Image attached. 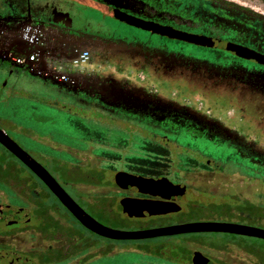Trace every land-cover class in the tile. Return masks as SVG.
Listing matches in <instances>:
<instances>
[{"label":"flooded vegetation","instance_id":"af4514ba","mask_svg":"<svg viewBox=\"0 0 264 264\" xmlns=\"http://www.w3.org/2000/svg\"><path fill=\"white\" fill-rule=\"evenodd\" d=\"M21 26L28 29L27 39L21 36ZM34 47L45 49L55 62L70 61L87 49L93 66L59 81L36 58L27 64L14 62L19 51ZM124 53L183 67L195 84L231 96L246 107L250 115L245 117H264L261 14L224 0H0V89L10 80H24L57 98L70 100L78 110L94 109L104 114L95 119L98 122H129L136 129L125 133L145 139L141 146L145 158L134 164L128 160L118 162L107 178L105 169L97 164L117 155L109 154L107 149L92 154L87 149L58 144L66 158L38 153L59 170L60 176H56L0 129L39 162L77 203L78 199L93 205L115 201L123 214V198L163 200L174 202L179 209L170 213L181 215L197 204L196 198L184 200L192 186H203L202 192L229 196L237 205L221 203L220 210H227L216 212L215 204L205 200L199 206L206 216L161 225L220 221L264 229V149L235 135L225 122L210 118L238 115L198 113L110 87L106 74L95 65ZM35 98L40 103L57 104L53 99ZM143 124L151 128L146 135L139 130ZM98 138L99 144L108 149L132 142L112 144L102 136ZM0 156L1 167L7 172L0 176V264L88 263L94 249L90 241L83 240L79 246L80 233L74 222L80 223L39 177L1 144ZM118 172L123 179L166 178L178 187L156 194L132 190L117 184ZM213 185L219 190L212 191ZM201 233H207V240L195 237L187 241L182 262L194 264L193 254L200 251L207 261L196 264H264V238Z\"/></svg>","mask_w":264,"mask_h":264},{"label":"rangeland","instance_id":"374dc122","mask_svg":"<svg viewBox=\"0 0 264 264\" xmlns=\"http://www.w3.org/2000/svg\"><path fill=\"white\" fill-rule=\"evenodd\" d=\"M224 1L264 16V0ZM124 54L121 56L111 54L108 60L98 61L95 65V68L101 69L106 74L108 79L106 83L110 87L122 88L145 97L189 107L198 113L238 115V117L210 118L220 124L225 122L228 125L227 129L236 133L235 135L264 149V117H245L250 115L246 107L238 104L231 96L228 98L223 93L205 88L199 83L195 84L189 78L188 73L190 72L183 67L158 64L141 55ZM2 78L3 76L0 75V82ZM35 97H44L47 99L45 101L53 99L57 104L40 103ZM98 117L105 116L94 109L78 110L70 100L60 96L57 98L50 91L37 88L24 80L14 83L10 80L6 87L0 89V128L44 163L56 176H60L59 170H55L54 165L42 159L38 153L66 158L64 152L61 151L63 148L58 144L87 149L92 154H98L107 149L109 154L117 155L115 159H102L97 164L99 169H105L107 178H110L111 168L119 166L118 162L124 164L128 160L134 164L138 159L145 158L141 150L145 139L142 141L141 137H137L138 134L125 133V131L136 129L135 127L121 120L98 122L95 120ZM113 117L125 116L114 115ZM14 126H17V129L14 130ZM150 129L148 125L143 124L140 125L139 130H142L141 134H145V131ZM100 136L110 140L112 144L121 140L132 142L128 146L122 145L108 149L99 144L98 137ZM201 189L203 186H192V192L188 193L184 200L196 198L197 201H193L197 204L181 215L170 213L165 216L136 218L124 216L118 208V202L115 201H101L93 205L78 199V203L101 223L126 231L158 227L162 226V223L178 219L204 217L206 216L205 210L200 208L199 203L205 200L215 205L221 203L237 205V202L229 196L223 197L217 193L202 192ZM210 189L214 192L219 190L216 185L210 186ZM72 196L76 198L73 193ZM59 209L66 213L63 207ZM74 227L80 233L79 246L83 245V240L90 241L88 243L94 249L92 259L86 264H188L185 261L182 262L186 242L193 237L206 238L207 236V233L194 232L171 237L119 240L94 234L75 222ZM242 241L250 243L245 239ZM59 264L66 263L59 262Z\"/></svg>","mask_w":264,"mask_h":264},{"label":"water","instance_id":"95a60500","mask_svg":"<svg viewBox=\"0 0 264 264\" xmlns=\"http://www.w3.org/2000/svg\"><path fill=\"white\" fill-rule=\"evenodd\" d=\"M60 85L58 81H53ZM0 144L13 153L21 162H23L48 189L57 197L61 204L74 216V218L85 228L93 233L108 239H146L159 236H172L177 234L196 233V232H227L241 235L255 236L264 238V229L242 225L232 222L220 221H193L177 223L165 226H158L139 230H119L106 226L88 214L57 182V180L25 150H23L14 140H12L3 130L0 129ZM122 173L116 174V182L121 187L142 192L160 193L164 191H173L177 185L171 184L166 178L154 180L141 176L122 177ZM183 192V191H182ZM122 211L129 217H149L162 215L177 211L178 206L174 202L151 199L123 198L120 201ZM207 258L200 252L193 254V263L206 262Z\"/></svg>","mask_w":264,"mask_h":264},{"label":"built area","instance_id":"2783aa9c","mask_svg":"<svg viewBox=\"0 0 264 264\" xmlns=\"http://www.w3.org/2000/svg\"><path fill=\"white\" fill-rule=\"evenodd\" d=\"M21 36L25 39L28 38L27 27L23 28ZM51 32V31H50ZM42 46V45H40ZM34 58L39 62L45 64V68L59 81L66 80L71 76L78 74L86 69H91L93 62L90 60V53L87 49L80 51L77 57H74L67 62H55L48 56L47 51L41 47H34L31 50L19 51V55L14 61L16 64H27L34 61Z\"/></svg>","mask_w":264,"mask_h":264},{"label":"trees","instance_id":"16d2710c","mask_svg":"<svg viewBox=\"0 0 264 264\" xmlns=\"http://www.w3.org/2000/svg\"><path fill=\"white\" fill-rule=\"evenodd\" d=\"M1 162H3L2 156H0V176H4V175L7 174V172H6V170H4V169L1 167ZM213 210L217 212V211L220 210V208H219L218 205H215V207H213ZM225 210H227V209H222V210H220V211H225ZM193 238H194V237H193ZM182 255H183V257H185V252H183Z\"/></svg>","mask_w":264,"mask_h":264}]
</instances>
